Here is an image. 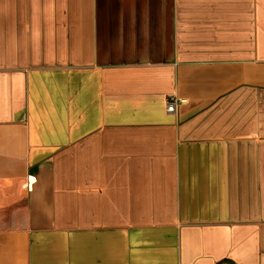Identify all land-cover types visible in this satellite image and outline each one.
Here are the masks:
<instances>
[{
  "label": "crops",
  "instance_id": "crops-1",
  "mask_svg": "<svg viewBox=\"0 0 264 264\" xmlns=\"http://www.w3.org/2000/svg\"><path fill=\"white\" fill-rule=\"evenodd\" d=\"M0 264H264V0H0Z\"/></svg>",
  "mask_w": 264,
  "mask_h": 264
},
{
  "label": "built area",
  "instance_id": "built-area-1",
  "mask_svg": "<svg viewBox=\"0 0 264 264\" xmlns=\"http://www.w3.org/2000/svg\"><path fill=\"white\" fill-rule=\"evenodd\" d=\"M184 103V100H179L175 97H171L169 98L168 102H167V111L168 112H176L179 104Z\"/></svg>",
  "mask_w": 264,
  "mask_h": 264
}]
</instances>
